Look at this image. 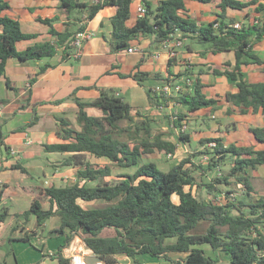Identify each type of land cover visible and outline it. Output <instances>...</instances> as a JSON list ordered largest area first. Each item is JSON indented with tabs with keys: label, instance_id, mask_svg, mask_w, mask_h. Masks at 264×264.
I'll return each mask as SVG.
<instances>
[{
	"label": "trees",
	"instance_id": "1",
	"mask_svg": "<svg viewBox=\"0 0 264 264\" xmlns=\"http://www.w3.org/2000/svg\"><path fill=\"white\" fill-rule=\"evenodd\" d=\"M197 1L212 4L217 17L204 24L186 13L185 0H158L156 4L144 0L145 13L128 27L126 21L131 14L132 0H103L91 5L78 0H58L59 9L68 19L73 13L87 10V19L91 20L104 6H114L112 30L107 39L111 52L127 51L139 36L162 43L176 34L182 40L206 44L213 54L233 51V64L227 62L226 69L213 70L237 87V92L226 93L225 99L242 114L251 110L264 115V82H248L243 71V67L251 63L262 65L264 69V59L252 51V45L264 36V3L262 0ZM250 6L263 16L257 22H243L235 28L238 21L228 17L227 10L242 11ZM9 9L8 0H0V77L4 75L9 57L40 60L53 57L58 50L61 61L72 56V40L84 30L83 25L67 22L65 29L58 31L53 26L58 18L38 17L49 26L51 38L18 51L16 43L34 35L22 32L19 21L5 13ZM245 16L247 20L248 15ZM37 75L30 77V83ZM128 76L145 88L153 106L173 104L172 117L165 116L173 127H181L183 121H188L200 109L210 107L214 111L217 108L218 99L204 93V84L198 78L186 77L192 79L191 85L186 84L177 95L165 96L145 82L167 83L169 77L139 70ZM7 85L10 86L8 81ZM75 103L77 126L66 118L54 117L61 141L43 145L45 152L64 154L61 166L73 168L74 182L45 187L42 192L47 196L48 207L43 208L41 201L35 198L22 213L26 218L34 215L36 226L50 217L59 219V227L51 232L63 237V243L52 255L59 264H68L61 250L75 236L109 264L117 262L116 254L128 256L132 264H142L137 258L140 254L175 261L170 253H185V264H216L218 259L207 254L206 246L225 253L229 264H264V193L255 197L251 182V171L264 166V149L225 145L219 137L204 138L194 148L196 153L163 171L155 162L140 163L142 156L155 150L175 155L179 148L162 134H153L150 119L144 117L138 107L104 91L90 102L75 99ZM87 107H94L99 113L89 114ZM35 119L23 128L33 125ZM122 122L126 125L121 126ZM250 131L259 143H264V127L250 128ZM3 137L0 128V143ZM179 140L190 144L186 132L179 133ZM212 142L214 145L210 146ZM92 157L109 162H92ZM112 166H134L135 169L117 175V180H110ZM14 168L25 172L18 165ZM95 201H103L105 205L87 207L83 204ZM5 216V211L0 212V220ZM202 222H207L204 231L195 232ZM34 235V232L25 233L18 240L29 242Z\"/></svg>",
	"mask_w": 264,
	"mask_h": 264
},
{
	"label": "crops",
	"instance_id": "2",
	"mask_svg": "<svg viewBox=\"0 0 264 264\" xmlns=\"http://www.w3.org/2000/svg\"><path fill=\"white\" fill-rule=\"evenodd\" d=\"M78 1L88 5L94 4L92 0ZM147 1L156 4L158 0ZM262 2L264 3L263 0ZM8 3L10 9L5 13L19 21L23 33L34 35L33 38L18 41L16 43L18 51L51 38L49 26L39 21L38 17L58 18L53 22L54 28L58 31H63L67 22H74L77 26L83 25L82 32H89L91 36L83 41L79 57L70 56L65 61H61L60 50L53 57L40 60L23 61L15 57L6 60L4 75L0 77V100H4L0 102V128L4 133L0 143V212L6 213L4 219L0 220L2 264H10L8 259L11 264H59L58 259L52 255L63 243V237L51 233L59 227V219L50 217L40 226H36L34 215L28 218L22 215L35 198L41 201L43 208L48 207L47 196L42 189L52 184L59 186L55 183L56 180L71 184L75 179L73 168L61 166L63 153L44 150L45 143L61 141L57 136L54 117L66 118L73 126H77L78 107L75 99L90 102L104 91L120 96L131 106L138 107L143 116L150 119L151 125L155 119L166 118L171 105L161 108L150 104L145 88L128 76L136 70L161 73L169 77L170 82L185 77L198 78L204 84V93L208 97L218 99L214 111L210 107L203 108L188 118L187 123H192L191 132L188 133L190 137L188 145L195 144L193 146L195 148L201 139L219 137L225 145L264 149V143H259L250 131V128L264 127V115L260 111L251 110L246 114L240 113L239 108L233 107L225 99L226 93L237 92V87L224 75L213 72L214 69H226L227 62L234 63L233 51L213 54L209 52L206 44L184 39L183 46L175 48V56L168 57L161 43H153L152 38L148 36H139L130 46L137 49L136 52L115 53L110 51L107 42L112 30L111 17L116 11L114 6H104L88 20L87 10L73 13L68 19V16L59 9L58 0H8ZM140 5L145 7L144 0H132L131 14L126 21L128 27L134 25L140 16L136 12V7ZM185 9L193 19L204 24L217 17V10L210 3L185 0ZM263 14L256 13L254 6L242 11L227 10V16L236 18L241 24L258 20ZM196 44L200 47H196ZM252 51L264 59V36L252 45ZM47 64L50 66H46ZM44 66L46 68L39 73ZM243 71L248 82H264L262 65L251 63L244 66ZM37 73L35 81L30 83V77ZM178 73L181 76L177 77ZM7 81L10 86L7 85ZM145 84L159 87L164 82L148 80ZM86 110L89 114L99 113L94 107H87ZM34 117H36L34 124L23 128ZM176 144L178 146V143ZM93 159L101 158L92 157V162ZM15 165L24 168L25 172L14 168ZM49 166L53 168L52 172L48 171ZM260 167L264 166L252 171ZM70 177L73 181H68ZM253 178L251 175L252 184ZM255 190L256 193L253 194L255 197L264 193V178L263 187ZM31 232L35 235L29 242L18 240L25 233ZM204 249L207 254L218 259L216 263L218 264L220 252L212 251L208 246ZM77 251L86 258L96 256L78 236L62 248L61 254L68 259ZM169 255L175 261L149 254H140L137 258L142 264H185L183 262L185 253ZM114 257L117 260L114 264H132L131 258L124 254H116Z\"/></svg>",
	"mask_w": 264,
	"mask_h": 264
},
{
	"label": "rangeland",
	"instance_id": "3",
	"mask_svg": "<svg viewBox=\"0 0 264 264\" xmlns=\"http://www.w3.org/2000/svg\"><path fill=\"white\" fill-rule=\"evenodd\" d=\"M240 23V22H239ZM196 47H200L199 44H196ZM186 78V77H185ZM184 78H182L181 80H178L176 83H180L182 82ZM173 83V84H174ZM171 95H175V93H172ZM177 95V93H176ZM126 98V96H125ZM169 105H171V109H169L170 112H168V114L172 117V112H174V106L172 105V103H170ZM168 105V106H169ZM167 107V106H165ZM164 106H162L161 108H165ZM173 107V109H172ZM126 122H122L121 126H125ZM192 129V123L190 124L189 122L187 123V128L185 130V132L190 133ZM152 130H153V134H162L164 136V138L166 140H169L173 143H178V148L179 150L177 151V153L172 156V157H168L167 153H165L164 151H158L155 150L154 153L152 154H144L140 160V163H146L149 161L155 162L158 166L159 169L163 170V171H167L169 168H171L174 164H176L180 159H182L183 157H186L189 154H193L196 153V151L194 150L193 146L195 144H193V146L188 145L187 143H180L179 141V134L177 133L176 127H173L172 125L168 124V119L167 118H161V120L155 119L154 122H152ZM94 162L97 163H108L109 161L107 159L101 158V159H93ZM135 169L134 166L131 167H127V168H119L117 166H112V177L108 178V179H112V180H117V175L124 173V172H133ZM53 168L52 167H48V171L52 172ZM251 175L254 176L253 180V184L255 185L256 189H261L263 187V178H264V167H260L258 170L256 171H251ZM73 181V179L70 177L68 179V181ZM56 184H67V181H62V180H56L55 181ZM94 184V183H92ZM91 186V185H90ZM93 186V185H92ZM83 203V202H82ZM85 206L87 207H92V206H102L105 205V202L103 201H95V202H90V203H83ZM207 226V222H202L195 230V232H202L204 231V229ZM220 255L219 259V263L218 264H229V259L228 256L223 253L220 252L218 253ZM8 262L11 264L10 259H8Z\"/></svg>",
	"mask_w": 264,
	"mask_h": 264
},
{
	"label": "built area",
	"instance_id": "4",
	"mask_svg": "<svg viewBox=\"0 0 264 264\" xmlns=\"http://www.w3.org/2000/svg\"><path fill=\"white\" fill-rule=\"evenodd\" d=\"M99 1H103V0H92V2L94 4L98 3ZM146 11V8L144 6H138L136 7V12L139 15L144 14ZM253 22H257V20H254ZM241 26V24L239 22H235L234 27L235 28H239ZM91 36V34L85 33V32H80L78 34H76V36L74 37V39L72 40V44H73V53L72 56L73 57H79L80 53H81V46L84 40L88 39ZM163 48L166 50L168 57H173L175 56V48L177 47H181L183 46V40L176 35H171L169 38H167L166 40H164L162 43ZM128 52H136L137 49L129 47ZM174 82H167L164 83L163 85L159 86V87H155L156 91H160L162 92L165 96H170L172 93H176L178 94L180 91H182L185 88V85H191L192 83V79L189 78H184L182 80V82L180 83H174ZM187 128V121H183L181 127H177V133H183L185 132ZM214 143H210V146H213ZM13 152V151H12ZM168 157H172L174 155H172L171 153H167ZM68 264H88L87 263V258L85 255H83L81 252H73L69 258H68ZM95 264H109L106 261H98Z\"/></svg>",
	"mask_w": 264,
	"mask_h": 264
},
{
	"label": "water",
	"instance_id": "5",
	"mask_svg": "<svg viewBox=\"0 0 264 264\" xmlns=\"http://www.w3.org/2000/svg\"><path fill=\"white\" fill-rule=\"evenodd\" d=\"M98 261H101V259L98 256H95V257H87V263L88 264H95Z\"/></svg>",
	"mask_w": 264,
	"mask_h": 264
}]
</instances>
